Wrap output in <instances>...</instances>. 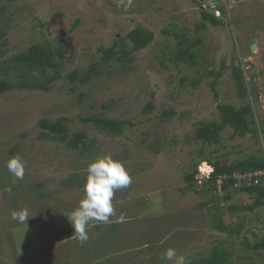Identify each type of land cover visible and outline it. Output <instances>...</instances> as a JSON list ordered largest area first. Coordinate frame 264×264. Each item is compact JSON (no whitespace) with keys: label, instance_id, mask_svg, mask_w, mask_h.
I'll list each match as a JSON object with an SVG mask.
<instances>
[{"label":"rangeland","instance_id":"374dc122","mask_svg":"<svg viewBox=\"0 0 264 264\" xmlns=\"http://www.w3.org/2000/svg\"><path fill=\"white\" fill-rule=\"evenodd\" d=\"M197 1L131 0L129 7L128 0H0L2 65L8 68V60L44 45L58 52L63 76L81 75L91 65L101 72L86 84L64 77L44 91L0 94V264H174L162 259L169 248L190 261L214 246L233 252V264H264V250L244 245L264 237V206L246 210L256 195L231 190L226 200L202 185L190 191L185 180L196 164L199 172H210L206 158L221 164L264 159V0H209L224 9L228 25L200 31ZM138 26L154 39L132 54L128 72L119 59L105 62L99 48H110ZM175 32L195 43V66L172 62L179 46ZM233 58L245 71L257 134L240 139L227 128L220 144H205L196 140L199 123L220 121L218 103L240 105L231 70L218 82V98L208 76ZM0 68V80L5 72L9 82L17 80L14 70ZM252 77L258 94L252 93ZM167 111L175 115L162 120ZM94 115L128 124L121 136L104 134L85 121ZM63 118L71 120L70 137L86 133L85 153L39 137L40 122ZM105 155L121 161L133 180L114 193L115 215L91 222L89 238L81 242L68 217L85 198L89 164ZM17 156L25 163L22 180L7 168ZM21 209L31 216L25 223L11 217ZM219 224L239 227L240 234L219 232Z\"/></svg>","mask_w":264,"mask_h":264},{"label":"trees","instance_id":"16d2710c","mask_svg":"<svg viewBox=\"0 0 264 264\" xmlns=\"http://www.w3.org/2000/svg\"><path fill=\"white\" fill-rule=\"evenodd\" d=\"M196 3L201 9V22L196 28L198 31L206 29L208 25L215 27L228 25V23H225L223 18L225 15L223 8H217L221 14L220 18H218L213 11H210V9L204 10L202 8V6L207 4V2L200 0V2L197 1ZM174 35L179 40V46H177L178 48H176V51L173 53L171 58L172 62L176 63L177 65L183 62L190 67L195 66L198 62L196 51H192V47H194L195 43L188 45L186 34H179L175 32ZM2 37H4V34ZM2 37L0 36V40ZM153 39V32L142 26H138L127 33L124 38L116 39L110 48H99V51L104 53L103 60L105 62L119 59L123 63L122 69L128 72L127 64L133 62L132 54L146 49L153 42ZM201 42L202 40L200 39L196 43ZM2 45H5V43L3 42ZM57 53L58 52L54 51L51 47L44 45H33L28 48L27 52L22 53L11 60H8L11 63L8 68L2 65L0 62V67H2L7 72L9 70H14L15 75L17 76V80H15V82H9L7 80L9 78L8 73L5 72V78L0 80V94H5L6 92L14 89L44 91L48 89L47 87L49 85L62 80L64 77L69 79L71 82L79 81L81 84H86L93 77L101 74L95 65H91L88 72L82 73L81 75L79 74V71H74L66 76H63L60 69V64L57 62ZM228 69L232 71V79L236 85L237 98L239 99L240 105L237 107L229 104L218 103L217 108L220 121H201L199 123V126L196 130V140L205 144H220L222 133L227 128H232L234 135L240 139L247 138L248 136H251L254 139L257 134L253 107L249 103L250 89L246 84L244 76L245 71L242 69V64L241 62L238 64L236 58H233L231 65H226L224 62L220 71L208 72L209 77H214L213 82L210 84L211 89L214 92V96L218 98V82L220 81L224 71ZM20 71L21 73L17 74ZM0 72H3L1 68ZM194 82L197 85L200 81L195 80ZM152 109L153 105L149 103L145 108V112L148 113ZM174 115V112L167 111L163 113L162 120L173 117ZM85 121L92 123L94 127L101 133L113 136H121L123 134V127L128 124V122L110 119L104 117V115H94L86 118ZM69 123H71V120L68 118L58 119L55 122L42 121L40 122L41 132L39 137L42 140L61 143L65 145L68 150L85 153L88 148L86 133L83 132L70 137L68 135ZM260 132L264 134V128H260ZM203 162L207 167L211 168V174L200 182L197 179L200 173L197 168L199 167V164L194 165L193 171L185 178L186 183L188 184V190L193 191L194 187L198 184L202 185L203 189H205V192H213L215 196L219 197L221 193H219L218 183L222 177L221 190L226 200L230 199V191L234 190L236 193H249L256 195L254 202L246 206L247 211L253 213L258 208L264 206V187L261 186V184H264V176H260L259 178L254 176L256 171L264 172L263 158L251 156L246 159L237 160L232 164H221L218 161L211 162L210 160H207V158L204 159ZM234 174L246 175V179L242 180L241 183H238V180L232 176ZM72 181L73 178H70L67 182L71 183ZM256 181H258V183H256ZM31 200H34V198ZM238 210L239 209L237 207H230V211L232 212H237ZM179 228V226H176V230ZM110 230L111 229H109V232H111ZM217 230L219 232L230 233L232 235L240 234L239 227L231 228L222 224L217 226ZM244 245L253 252L264 250V237L259 242H255L252 245L248 242V240H246ZM232 258L233 252H230L226 248L222 249L220 247L214 246L205 255V257L194 258L188 262L189 264H233L234 262L232 261Z\"/></svg>","mask_w":264,"mask_h":264},{"label":"clouds","instance_id":"9594fccd","mask_svg":"<svg viewBox=\"0 0 264 264\" xmlns=\"http://www.w3.org/2000/svg\"><path fill=\"white\" fill-rule=\"evenodd\" d=\"M121 3H123V0H121ZM128 6H131V0H128ZM213 12L216 15L215 11ZM216 17L218 16L216 15ZM7 168L16 180L24 178L25 163L18 156L9 160ZM208 168L211 169L210 167ZM211 171L206 175L200 172L197 179L199 181L205 179L211 174ZM87 172V181L84 185L85 198L80 201L78 208L68 217L74 228V234L81 242L88 240L87 228L91 222H108L109 218L115 215L114 193L117 190L128 187L133 180L125 165L111 155L102 156L90 163ZM259 172L263 171H256L255 174L258 175ZM260 176L264 175L256 177L259 178ZM238 183L241 182L238 181ZM6 191L10 192L11 189L8 188ZM11 217L19 223H25L31 216L27 210L21 209L19 211L13 210ZM162 259L174 261V264H189L185 256L178 255L173 248H169Z\"/></svg>","mask_w":264,"mask_h":264},{"label":"built area","instance_id":"2783aa9c","mask_svg":"<svg viewBox=\"0 0 264 264\" xmlns=\"http://www.w3.org/2000/svg\"><path fill=\"white\" fill-rule=\"evenodd\" d=\"M205 2H207V4H204L203 6H202V8L205 10H207V9H210V10H213V11H215V13H216V15L218 16V17H220V13L218 12V9H217V7L214 5V4H212L211 2H209V0H204ZM258 175H264V172H259V174ZM257 174H254V176H258ZM249 177H252V176H249ZM227 178V177H226ZM233 178H235V179H237L239 182H242V180H244V179H246V175H240V174H234L233 175ZM222 177L220 178V180H219V183H218V189H219V193H223L222 192V190H221V184H222ZM256 183H258V181H256Z\"/></svg>","mask_w":264,"mask_h":264},{"label":"water","instance_id":"95a60500","mask_svg":"<svg viewBox=\"0 0 264 264\" xmlns=\"http://www.w3.org/2000/svg\"><path fill=\"white\" fill-rule=\"evenodd\" d=\"M256 48H257V45L254 44L253 47H252V50L255 52ZM254 79H255V77H252L251 78V80H252V82H251V88H252V91H253L252 93L253 94H258V91L256 90L255 85H254V82H253Z\"/></svg>","mask_w":264,"mask_h":264},{"label":"crops","instance_id":"0c3cea01","mask_svg":"<svg viewBox=\"0 0 264 264\" xmlns=\"http://www.w3.org/2000/svg\"><path fill=\"white\" fill-rule=\"evenodd\" d=\"M149 218V217H148Z\"/></svg>","mask_w":264,"mask_h":264}]
</instances>
